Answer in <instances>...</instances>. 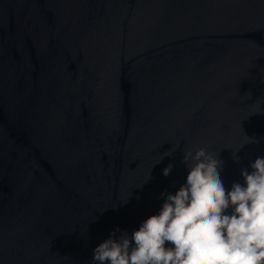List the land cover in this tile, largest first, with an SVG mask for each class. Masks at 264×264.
I'll list each match as a JSON object with an SVG mask.
<instances>
[{"label":"water","instance_id":"water-1","mask_svg":"<svg viewBox=\"0 0 264 264\" xmlns=\"http://www.w3.org/2000/svg\"><path fill=\"white\" fill-rule=\"evenodd\" d=\"M198 147L264 157V0H0V264H93Z\"/></svg>","mask_w":264,"mask_h":264},{"label":"clouds","instance_id":"clouds-1","mask_svg":"<svg viewBox=\"0 0 264 264\" xmlns=\"http://www.w3.org/2000/svg\"><path fill=\"white\" fill-rule=\"evenodd\" d=\"M233 159L240 158L233 153ZM183 161L186 183L162 194L159 213L130 236L113 232L100 243L93 264H264V157L251 171L242 169L243 183L231 190L221 179L224 162L206 148L184 149ZM173 168L169 164L163 175Z\"/></svg>","mask_w":264,"mask_h":264}]
</instances>
